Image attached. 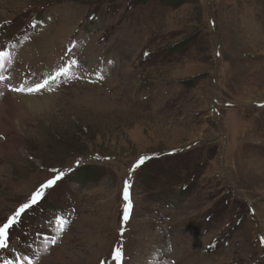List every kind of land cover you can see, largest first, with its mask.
<instances>
[{
  "label": "rangeland",
  "instance_id": "obj_1",
  "mask_svg": "<svg viewBox=\"0 0 264 264\" xmlns=\"http://www.w3.org/2000/svg\"><path fill=\"white\" fill-rule=\"evenodd\" d=\"M0 50V225L65 172L0 264H264V0H0Z\"/></svg>",
  "mask_w": 264,
  "mask_h": 264
},
{
  "label": "snow or ice",
  "instance_id": "obj_2",
  "mask_svg": "<svg viewBox=\"0 0 264 264\" xmlns=\"http://www.w3.org/2000/svg\"><path fill=\"white\" fill-rule=\"evenodd\" d=\"M69 52H71V49H69ZM9 53L4 50H0V68L4 67L5 61L9 58ZM78 63L76 60H71L70 62H66L63 66L59 67L56 72L52 75H49L48 77H45L39 82H35L34 84L30 86H25L24 84H21L19 87H13L12 85H8V89L13 92L23 93L26 95L36 94L39 93L42 90H53L51 88V85L55 83L59 78L64 77L67 80L76 79V75L71 72V69L73 66H75ZM8 79V77L0 75V82L5 81ZM4 95V92H0V96ZM145 157H141L140 161L138 163H143ZM79 163V162H77ZM138 166V165H137ZM54 173V176L50 179H48L44 184L40 186L39 189H37L31 196L30 200L24 204H22L15 213L7 219L6 222H4L2 225H0V249H6L9 246V230L13 228L14 225L20 222V219L22 215L26 214L27 210L32 208L34 205L38 204L45 196V192L48 189L53 188L65 175V172L63 170L58 169H51ZM129 184L126 181L125 182V188H124V199L128 203L125 207V214H124V220L127 221L129 218V214L131 211V201L129 198ZM58 224H59V231L62 233L65 230L66 225L69 223L66 219L63 217H58ZM49 242L52 244L56 243V238L51 237L49 238ZM113 260L117 262V264H123L124 260V253L122 247L115 248L113 250Z\"/></svg>",
  "mask_w": 264,
  "mask_h": 264
},
{
  "label": "trees",
  "instance_id": "obj_3",
  "mask_svg": "<svg viewBox=\"0 0 264 264\" xmlns=\"http://www.w3.org/2000/svg\"><path fill=\"white\" fill-rule=\"evenodd\" d=\"M159 1L163 4L165 3V4L170 5L171 3L176 2V1H186V0H159ZM76 175L78 178L76 180H73L74 183L77 181H80L81 183H85L89 179L92 178L93 173L91 171H89L88 169L83 168L81 170H77Z\"/></svg>",
  "mask_w": 264,
  "mask_h": 264
},
{
  "label": "bare ground",
  "instance_id": "obj_4",
  "mask_svg": "<svg viewBox=\"0 0 264 264\" xmlns=\"http://www.w3.org/2000/svg\"><path fill=\"white\" fill-rule=\"evenodd\" d=\"M28 44V43H27ZM22 46V45H21ZM26 47L25 48H23V49H26V48H28V47H30V45H25ZM22 50V49H21ZM44 51V50H43ZM23 52V51H22ZM27 53V52H26ZM28 54H29V52H28ZM16 55V54H15ZM21 56V55H20ZM50 56V55H49ZM17 61V60H16ZM27 61V60H26ZM15 62V61H14ZM15 63H17V62H15ZM32 63V62H31ZM13 65H14V63H13ZM23 67V66H22ZM14 68V67H13ZM12 71V74L14 75V72H13V70H11ZM9 72V71H8ZM4 74V73H3ZM24 78V77H23ZM7 81H3V84L4 83H6ZM0 86H2V84L0 85ZM5 86V85H4ZM3 86V87H4ZM1 88V87H0ZM2 89V88H1ZM1 92V91H0Z\"/></svg>",
  "mask_w": 264,
  "mask_h": 264
}]
</instances>
